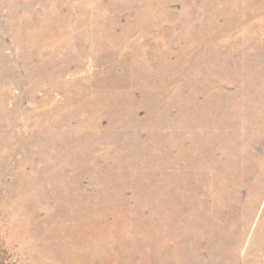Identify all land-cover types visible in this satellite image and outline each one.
<instances>
[{"label":"rangeland","instance_id":"374dc122","mask_svg":"<svg viewBox=\"0 0 264 264\" xmlns=\"http://www.w3.org/2000/svg\"><path fill=\"white\" fill-rule=\"evenodd\" d=\"M0 264H264V0H0Z\"/></svg>","mask_w":264,"mask_h":264}]
</instances>
